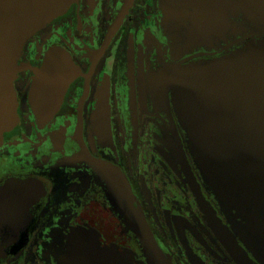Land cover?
<instances>
[{
  "label": "flooded vegetation",
  "instance_id": "obj_1",
  "mask_svg": "<svg viewBox=\"0 0 264 264\" xmlns=\"http://www.w3.org/2000/svg\"><path fill=\"white\" fill-rule=\"evenodd\" d=\"M42 23L0 133V264H264V172L216 189L171 88L264 47V0H71Z\"/></svg>",
  "mask_w": 264,
  "mask_h": 264
},
{
  "label": "rangeland",
  "instance_id": "obj_2",
  "mask_svg": "<svg viewBox=\"0 0 264 264\" xmlns=\"http://www.w3.org/2000/svg\"><path fill=\"white\" fill-rule=\"evenodd\" d=\"M70 1L64 0L63 5L52 14H49L45 21L61 13ZM151 39V45L154 48L156 38L152 35ZM19 48L20 46L16 55L14 54L12 58V67L15 71L14 63L20 53ZM252 48L257 52L252 51L250 54H264L263 46ZM53 50L66 54L62 49H52L51 52ZM54 55L48 56L46 62H50ZM65 56L69 60L70 57L67 54ZM231 58H219L203 66H195L193 69L184 70L183 72L177 71L174 74L176 82L171 86L176 96V103L189 142L193 143L192 150L194 151V145L196 144L200 153L198 150L195 152L197 155L200 154L201 158H204L197 160V164L208 179H210V174H219L222 165L228 167L243 165L245 173L241 176L245 177L249 176L254 169L260 168L264 172V151L262 150L264 148V132L257 129L263 123L260 119L254 121L250 117L252 110L257 111L259 109L257 104H260L258 102L262 99L264 100V94L254 93L252 89L255 87L252 85L245 86L240 82L232 83L231 75L236 70L226 69L228 62L234 60V58ZM230 65L233 66L234 64L231 63ZM223 66L225 69L222 70ZM214 73L216 76L213 75ZM228 82L229 87L227 88L225 86H228ZM11 88L13 90L12 84ZM13 92L16 97L14 90ZM237 111L244 116V119L240 122L235 120L230 126L225 125L224 130L230 132L220 133L221 129L216 125L219 121L213 115L226 112L234 115ZM12 119L15 121V116ZM11 122H8L1 131L9 126ZM195 132H200L203 136L198 137L197 134H194ZM211 133L215 135L210 136ZM227 159H232L235 164H225L224 162ZM254 164H256L255 168Z\"/></svg>",
  "mask_w": 264,
  "mask_h": 264
},
{
  "label": "water",
  "instance_id": "obj_3",
  "mask_svg": "<svg viewBox=\"0 0 264 264\" xmlns=\"http://www.w3.org/2000/svg\"><path fill=\"white\" fill-rule=\"evenodd\" d=\"M63 3L64 0H0V131L8 122L13 120L14 116L13 109L16 98L10 84V78L15 73V69L12 67V58L14 54L16 55L22 40L35 27L45 21L49 14L58 10ZM242 56L228 62V67H226L228 70H236L231 75L232 83L240 82L245 86L252 85L255 87L252 89L254 93L264 94V54L255 53ZM53 61L56 60H50V62ZM231 63L234 65L231 66ZM223 69H225L224 66ZM213 75L216 76L215 73ZM225 87H229V82L228 86ZM258 103H260L257 104L259 109L257 111L252 110L250 117L254 121L260 119L263 125L258 126L257 129L264 132V100L262 99ZM213 117L219 121L216 125L221 129L220 133L230 132L224 130L225 125L230 126L233 121L238 120L240 122L244 119L239 111L235 112L234 115L228 112L215 113ZM194 134H197L198 137L203 136L200 132ZM211 135L215 134L211 133ZM194 148L199 151L196 144ZM262 150L264 151V148ZM197 159L204 158H201L199 154ZM224 163L227 165L235 164L232 159H227ZM253 166L255 168L256 164ZM244 173L243 165L233 167L222 165L219 174H210L209 176L211 184L218 189L219 184L238 182L240 178H243L241 175ZM250 174L256 175L257 171L254 169Z\"/></svg>",
  "mask_w": 264,
  "mask_h": 264
}]
</instances>
